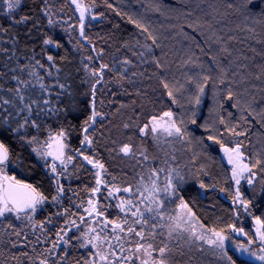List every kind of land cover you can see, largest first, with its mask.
I'll list each match as a JSON object with an SVG mask.
<instances>
[{"label":"trees","instance_id":"16d2710c","mask_svg":"<svg viewBox=\"0 0 264 264\" xmlns=\"http://www.w3.org/2000/svg\"><path fill=\"white\" fill-rule=\"evenodd\" d=\"M50 1L25 0L16 15H28L32 19L28 24L12 25L8 17L4 15L7 12V6L4 0H0V25L8 29L7 32H0V49H7L6 52H0V67L7 62L13 67L25 68V72L21 75L30 79L26 66L29 65L33 55L35 59L44 63L46 68L48 67L46 56L53 55L57 67L61 68L63 73H71L70 83L75 104L81 110L75 117L71 115L67 117L42 116L40 120L44 127L40 132L28 129L27 134L38 135L42 140L47 137L49 131L55 133L61 127L67 129L69 148L72 147V150L76 152L83 151L90 154L93 160L103 164V170L106 172L105 182L110 186L112 183L118 184L116 181L121 176L123 177V173L133 171L134 163L137 164V159L132 161L129 155H117L121 153L120 148L123 145L131 146L134 153H139L136 148L141 146V149L144 148L147 151L149 157L153 156L150 151L152 146L149 143L146 146L142 143L146 135L140 133V128L150 123L152 116L159 117L163 112L171 110L177 120L183 118L189 121V117L195 111L197 123L195 125L190 121L187 123L188 132L191 134L189 138L194 137V139L192 143H188V138L181 141V148L186 152L189 165L193 167L197 183L191 182L180 188V195L203 228H215L218 231L225 229V234H230L231 230L228 225L236 224L240 227L241 223L234 214L235 206L232 201L235 187L229 167L221 156L220 146L206 138L211 134L223 144L226 143L225 139L228 137L244 141L243 147L247 152L249 163H254L256 159L264 160V115L260 114L264 109V75L259 80L255 78L261 72L260 66L264 65V55H260L264 53V19L260 18L259 13H245L239 7L240 0H233L237 6L234 9L225 8L222 3L219 4L220 15L215 18L205 16L198 9L193 11L195 5L192 0H159V11L155 10L156 0H79L93 11V16H97L96 20L92 19L93 22L90 21L85 25L84 35L81 36L80 27L73 19L72 3H67L68 0H53L56 8H62L70 13L68 16H71L72 20L69 21V25L72 26L73 31H71V36L65 30L57 33L52 29L45 15L46 4ZM109 4L112 7H109ZM63 6H68V8ZM199 7L205 10L208 8L206 3H200ZM188 12H193V14L187 15ZM134 22H139L149 28L152 37L156 40L155 45L152 38L138 29ZM33 23L36 27L32 26ZM26 31L30 34L26 35ZM47 37H52L61 47L54 48L44 45L42 41ZM220 37L224 38V43L232 52L231 57L220 51L221 43L218 42ZM79 42L91 57L89 64L91 70H97L102 64L109 66L105 69L102 84L97 87L96 107L101 116L97 117L96 124L89 129L92 145L90 148L83 149L84 133L81 131V126L89 114V96L86 94L90 93L94 81L89 74L88 64L83 60ZM142 45L151 46L152 59H159L162 64V68H158L154 63L155 80L144 81L143 74H139L138 70L134 71L135 67L131 65L127 66L129 72L125 80L119 79L118 72L109 70L117 64L118 60L122 61L125 58L132 60L134 65L136 63L142 65L139 58L128 56L126 53L131 49L134 50L133 47L140 49ZM9 56H12L11 60ZM85 56L87 57V54ZM212 57H216L220 64L230 68L229 80H235L236 83H228V81L220 83L217 65L212 63ZM243 57L249 59H243ZM197 58H199L198 61ZM188 59H191L193 63L186 65L185 61ZM234 60H239L240 65L247 67L237 66L233 63ZM197 63L204 67H196ZM209 67L212 68L210 72ZM34 70L45 76V83L52 82V78L46 76L43 69ZM132 72H136L137 75L132 76ZM198 73L208 75L211 79L207 82L204 95L201 97V104L195 106L189 103L190 94L195 92V87L188 80L190 77L199 79ZM234 73L239 75H234ZM53 74L55 75L54 69ZM241 76L246 77V84L240 83ZM162 80L169 84V89L163 87ZM9 84H14V82L10 81ZM229 87L235 94L234 100L231 101L226 99V90ZM245 88L248 92L241 95ZM169 90L173 91L177 100L176 104H173L171 98L168 97ZM36 91L39 92L38 87ZM252 96H255V103L252 102ZM237 97L240 99L239 108L231 106ZM61 101L60 106L66 107L67 98L62 96ZM100 101H103V104ZM217 101L223 103V108ZM249 104L255 109L251 115L248 111H243ZM229 113H231L230 116ZM241 114L247 117L250 123L242 120ZM221 116L229 126L239 124L237 131L248 130L247 136L237 137L227 132L225 125L219 122ZM205 124L209 130H205ZM125 125L128 127L126 128ZM198 139H203L204 144L210 147L205 148L204 145L197 143ZM0 141L5 143L13 156L22 155L25 159L23 166L10 165L7 168L8 175L24 184H31L37 191L48 197L33 223V226L38 227L43 224V228H46L44 234L39 233L41 229L38 227H31L30 229L33 230L29 229L21 235L26 233L29 235L28 240L24 242L21 236L9 235L13 230L7 229V221H0V264H39L41 259H47L48 264H83L86 260L85 253L88 250L85 249L87 248L83 251H78L82 250L78 247L77 251L76 247L71 248L79 253L66 258L62 257L64 255L62 252L66 249H60L57 254L55 251L49 254L48 249L57 242L59 239L57 232L69 220L75 219L80 222L76 219L81 213L80 204H85L89 199L91 189L95 185L92 169L83 168L85 163L80 157L75 159L74 166L77 169L75 176L61 178L60 183L64 186V195L61 202L55 204L51 202V198L57 195L55 181L50 175H46L47 171L33 159L28 148L21 147V142L15 139L0 136ZM261 169H264V164L253 170L258 172L262 183L264 182V171ZM110 175L116 178L109 179ZM108 180L116 181L109 183ZM201 182L206 186L204 189L200 188ZM102 195L105 197L106 192ZM104 197L100 200L102 205L108 200ZM65 209L68 210L66 213ZM61 212L64 214L57 215ZM250 212L253 217L264 219V191L260 198L251 205ZM110 217L118 219L122 215L110 214ZM13 222V225H18L15 221ZM242 227L251 236L250 226L243 225ZM37 237L40 241H37ZM12 242H16L15 247ZM186 250L187 247L184 245L182 249L184 255H180L179 252L174 253L172 264H190ZM25 252L27 255H22ZM78 254H82V257ZM229 254L236 259L232 252ZM202 260L197 264H209L206 260ZM237 264H240L239 260Z\"/></svg>","mask_w":264,"mask_h":264},{"label":"snow or ice","instance_id":"6c2138e0","mask_svg":"<svg viewBox=\"0 0 264 264\" xmlns=\"http://www.w3.org/2000/svg\"><path fill=\"white\" fill-rule=\"evenodd\" d=\"M24 2L25 0H4V3L7 6V12H5L4 15L8 17L10 24L24 25L28 24L32 19V17L28 15H16L17 10L22 7ZM71 3L75 4L76 9L80 12L79 27L80 34L83 36V21L86 18L88 9L81 4L79 0H71ZM192 3L195 5L193 11L198 9L205 16H212L213 18L220 15V8L218 5L221 3L228 9H234L237 7L233 0H192ZM200 3H206L208 6L207 10L200 8ZM108 6L112 7L110 4ZM239 7L248 14H255L258 12L260 18L264 19V0H240ZM155 10H160L159 0H156ZM192 14L193 12L187 13V15ZM45 15H48L47 11H45ZM96 18V16L92 17V19ZM134 23L138 29H141L152 38L153 44L155 45L156 40L152 37L149 28L139 22ZM49 24H52L51 19H49ZM32 26L36 27L35 23H33ZM7 31V28L0 25V32ZM248 31H252V29H248ZM25 34L28 35L30 33L26 31ZM42 42L44 45H50L54 48L61 47V45L52 39V37H47ZM218 42L221 43L220 51L231 57L232 52L229 51L227 44L224 43V38L220 37ZM13 43H16L15 39L13 40ZM143 47H146L148 53L151 54L153 52L151 46ZM201 50L203 51V49ZM6 51L7 49H0V52ZM253 51H255V49H253ZM133 55L144 57L145 53L139 52L133 53ZM260 55H264V53H260ZM11 59L12 56H9V60ZM89 59H91V57H89ZM198 59L199 58H197V61ZM243 59L249 58L243 57ZM211 60L213 64L217 65L219 72L218 80L220 83L223 84L225 81H228V83H236L235 80H229V67L220 64L216 57H212ZM46 61L48 63L47 68L44 63L35 59V55H33L32 59L29 61V65L26 66L28 68L27 75L30 79H26L21 75V73L25 72V68L19 66L13 67L7 62L0 67V136L20 141L21 147L28 148L33 159L37 163H40L41 167L48 169L46 175H50L51 179L55 181V190L57 193V195L51 198V202L59 204L61 202V194L64 193V186L60 183V178L64 176L68 163L73 159L72 155H65V149L67 148V144L65 143V140L67 139V129L61 127L56 130L55 133L49 131L47 139H45L43 143L38 135H28L27 133L28 129H35L37 133L40 132L44 127L40 120L42 116L67 117L71 115L75 117L81 110L78 109L75 104L73 88L70 83L72 79L71 73H63L62 69L57 67L53 55H47ZM153 62L158 68H162L159 59L153 58ZM117 63H119L121 67L114 71L119 73L120 80L127 79L129 72L127 66L131 65L134 67L135 65L133 64V61L125 58L122 61H117ZM191 63H193L191 59L185 61L186 65ZM233 63L237 64L239 67H247L246 65H240L239 60H234ZM195 66L200 68L204 67V65L199 63ZM108 68V65L102 64L100 65L99 71L93 70L90 72V75L95 78V83L91 86L90 93L86 94L89 96V114L86 116L81 126V131L84 133L82 144L85 148L91 147L92 139L91 134H89V129L96 124L97 117L101 116V113L96 107V95L98 90L95 85L102 84L103 71ZM260 68V74L255 77L258 80L264 75V65H261ZM34 69H43L45 75L52 78V82L45 83V76L40 75V73ZM53 69L55 70V75L53 74ZM109 70L113 71V69ZM208 71H212V68L209 67ZM131 75L136 76L137 73L132 72ZM234 75L239 74L234 73ZM197 76H199V79L190 77L188 80V82L194 84L195 87V92L190 94L189 103L195 106L201 104V97L204 95L207 82L211 79L210 76L204 75L203 73H198ZM10 81L14 82V84H9ZM161 83L165 89H169V84L166 81L162 80ZM240 83H247L245 76L240 77ZM37 87L39 88V92L36 91ZM247 92L248 89L245 88L241 95H244ZM167 95L171 98L173 104L177 103L172 90H169ZM234 95L232 89L229 87L226 90V99L229 101L234 100ZM62 96L68 100L66 107L60 106L62 103ZM53 97L55 99H53ZM252 102H256L255 96H252ZM100 103L103 104V101H100ZM217 103L223 108L222 102L217 101ZM231 106L239 108L240 99L238 97L235 98V102ZM243 111H248L249 115H251L255 109L249 104L243 109ZM260 114L264 115V109L261 110ZM195 115L196 112L193 111L192 115L189 117V121L193 125L197 123ZM228 115L230 116L231 113ZM165 118L167 119L165 120ZM240 118L246 123H250L247 117L243 116V114H241ZM189 121H185L183 118L177 120L175 114L171 110H168L163 112L162 116H152L150 118V123H146L140 128V133L142 135L150 136L158 144L167 141L169 137L180 141H184L188 138V143H192L194 137L189 138L191 134L187 129V123ZM219 122L225 125L226 131L230 134L237 137L247 136L248 130H236L239 127V124L229 126L225 123L223 116L219 117ZM125 127L127 128L128 125H125ZM204 127L205 130H209L207 124H205ZM157 133H160V135H157ZM162 137L163 141L161 139ZM206 139L218 144L223 153L227 156L228 163L232 165L231 179L235 182V192L232 202L234 205L238 204L244 212H248L252 201L242 198L239 185L241 184V180H245L246 183L251 186L254 183L256 176L253 169L264 164V160L256 159L254 163H245L246 156L241 151L244 141L235 142L233 146L228 147L211 134H209ZM197 143L204 145L205 148L210 147V145L204 144L203 139H198ZM138 150L141 153L142 159H139L136 162L141 168L147 165L148 179L151 182V186H146L143 183V176H140V182L134 185L125 184L124 186H117L115 183H112L111 187H109L107 183L104 184V191L107 194L104 198H112L118 201L115 207L123 213V219L121 220L118 218L116 220H111L105 217L100 221V231L97 232L95 227H89L88 231L84 233L83 241L79 246L84 248L91 245L93 248H96L98 245L93 243V241H101L102 239L108 241L109 236L108 233L105 232V229H108L109 225L111 226L110 232L113 233L111 239L117 241V243L115 245L111 243L107 244V248L109 249L107 254L99 251L95 254L90 253L91 259L84 260L83 264H97V257L101 264H131L133 258L139 260V264H172L173 254L179 252L180 255H184V252L182 251L184 244L192 245L195 241L207 244L210 248L214 249L213 254L217 255L224 264H237V260L240 261V264H264V219L254 217L255 223L259 225V227L256 230L255 236L248 238L246 242L243 243H235L230 236L225 235V229H220L218 231L215 228H209L205 229L203 232H197L196 226L198 220H196L195 214L180 195V184L184 181V176L174 167H165V165L169 164L167 158L163 160L153 159L149 162L147 151L139 148ZM120 152L124 155H130L135 159V153L132 151L131 146L127 144L120 148ZM75 155L82 156L87 164L92 165L96 169H103L104 167L103 164L94 161L91 156L85 154L83 151L76 152ZM257 155H259V153H257ZM48 157H51L52 159L49 161L47 159ZM170 159L174 161L175 156H171ZM57 161L59 162V165L57 164ZM24 164L25 159L22 155L13 156L5 143L0 141V221L5 220V218L11 214L14 215L17 220L26 219L31 222L38 208L48 200V197L37 191V189L31 184H24L21 181L16 180L15 177H10L5 174L10 165L23 166ZM261 171H264V169H261ZM161 173L165 174L163 176L162 186L161 183H158V181H160ZM95 175L99 177V172L95 173ZM262 184H264V182H262ZM96 185L97 187L91 189L93 196L101 191L100 179H96ZM205 187V184L201 182L200 188L204 189ZM261 190L264 191V187H262ZM120 193H126L129 195L120 196ZM137 197H139V199H137ZM173 198L179 200L178 206L181 209H185V212L178 215L166 214L167 210L165 208V202L171 201ZM87 203L89 207L84 208V211L87 212L90 217L95 216V218H100L104 215L103 211L97 209L99 203L97 200L89 199ZM67 211V209L64 210L65 213ZM63 214L64 213H57V215ZM234 214L237 217L240 215L239 211H235ZM95 218L91 221L92 224L97 223V219ZM84 219L83 216L80 217L81 221ZM134 225H139V230H137ZM39 226L43 229V224H40ZM8 227L13 229L9 235H15L17 237L21 236V231H16L11 223L8 224ZM73 227L79 228L75 219L69 220L64 227L59 229L57 232L59 239L48 249L49 254H52L57 250V245L59 243L65 245L70 244L72 238L69 237L68 239H64V237L68 235V232L72 231ZM200 227L203 228V225H200ZM228 228L231 230V233L236 236H249V234L244 231L243 227H237L236 224H230L228 225ZM156 229H166V232H157L155 231ZM61 233L63 235H61ZM92 233H95V235H90ZM101 233H104L103 238ZM131 235H134L139 239L135 242L133 249H128L125 248L124 243H121V241L124 240L126 236ZM146 236L150 239H155L157 236L163 238L156 244L152 242L142 243V241H145ZM76 238L79 239L80 237ZM23 239L27 241V235H25ZM37 241H40L39 237H37ZM172 241H176L177 243L173 245ZM180 241H183V243H180ZM225 241H229L233 245L231 251L236 256V259H233V256L229 255L230 249ZM128 242L131 243L130 240ZM12 243L15 247L16 242ZM254 245L255 247H253ZM196 247L200 251L204 250L200 244H197ZM33 251H35L34 248ZM63 254L64 256L68 255L66 251ZM22 255L26 256L27 253H22ZM111 257H114V259H111ZM39 264H48V261L47 259H42L39 261Z\"/></svg>","mask_w":264,"mask_h":264},{"label":"rangeland","instance_id":"374dc122","mask_svg":"<svg viewBox=\"0 0 264 264\" xmlns=\"http://www.w3.org/2000/svg\"><path fill=\"white\" fill-rule=\"evenodd\" d=\"M68 2L71 3V0H68L67 3ZM52 3H53V0H51L50 2H48L46 4V7H47L46 11L48 12V15H46V16L48 17V19H51V21H52V24H51L52 25V29L55 32H57V33H60L59 31L65 30L66 32H68L71 35L72 34L71 33L72 26L70 27V25H69L70 22L69 21L72 20V17L68 16V15H70V13L66 12L62 8H56L54 6L55 2L53 4ZM81 4L85 5V3H83V2ZM71 6L73 8V15H74L73 19L77 22V26L78 25L80 26V20H79L80 12L76 9V5L75 4L72 3ZM63 7L64 8H68V6L67 7L63 6ZM92 13H93V11L88 9V11L86 13V18L83 21L84 27L90 21L93 22ZM71 14H72V12H71ZM79 45H81L80 42H79ZM143 46H146V45H142L141 48H140L141 50L140 49H136V47L132 46L134 48V50L131 49L130 51H127L126 53H127L128 56L129 55L136 56L137 58H139V60L142 61V65L136 63L135 66H134L135 68L133 70L134 71L138 70L139 74L140 73L143 74L144 81H152V79L155 80V74H154L155 70H154V62H153V59H152V53L151 54L148 53L146 47H143ZM81 50H82L83 60L88 64L89 74H90V72L93 71V70H91L90 65H89L90 64L89 53L84 50L83 45H81ZM139 50H140V52H144L145 53L144 57H140L139 55H133V53H139ZM86 54H87V57L85 56ZM120 57H118V58H120ZM118 58H117V60H118ZM118 68H119V63L114 65V67L112 68L113 69L112 72H114V70L118 69ZM99 70H100V68H98L95 71H99ZM104 74H105V69L103 71V77H104ZM91 79L95 83V78L91 76ZM99 85L100 84L95 85L96 88ZM166 119L167 118H165V120ZM157 135H160V133H157ZM45 139H47V137ZM45 139H42L41 142L43 143V141ZM161 139L163 141V137ZM225 142H226L225 143L226 146L231 147V146H233V144L235 142H238V141L236 139H234V138L228 137V138L225 139ZM65 143L67 144V148L65 149V155L66 156L67 155H72L73 159H72V161L70 163H68L67 169L65 170L63 177H67V176L71 177L72 175L75 176V172L77 171L76 167L74 166L75 159H78L80 157L81 160L85 163L84 164L85 167H83V168L90 167L92 169V171L94 172V184L95 185L93 186V188L97 187L96 179H100L101 180V185H100L101 191L99 193H96L95 196H93V193L91 192V194L89 195L90 196L89 199H94V200H97L99 202L98 205H97V209L100 210V211H103L104 215L102 217H100V218H95V216H91L90 217L88 215V213L84 211V208L89 207V205L87 203V201L89 199H87L85 204H82V205L80 204L79 208H80L81 213L79 215H77V218H76L77 220H80L81 216H83L85 218L84 219V223L81 225V229L76 230L78 237H80L79 239H77V242L79 244H78V246H76V251H77V247L79 249H82V250H78V251H83L86 247L81 248L79 245L83 241V235H84V233H86L88 231L89 227H95L97 229V232H99L100 228H101L100 221H102L105 217L108 218V219H111L110 218V214H113V215L118 214V215H122L123 216V213H121L119 211V209L115 207L116 203L118 202L117 200L112 199V198H107L108 199L107 202L103 203L104 206L102 205V203L100 201L101 198L104 197L102 194H103V192H105L104 191V184L106 183L105 182L106 181L105 180V173L106 172L103 169H96L92 165L87 164V162L83 160L82 156L75 155L76 151L72 150V147L69 148L67 139L65 140ZM142 143H144L145 146H146L147 143H149L152 146L150 148V151L152 152L151 155H153V156L149 157V162H151L153 159L163 160V159L167 158L169 160V164L165 165V167L166 168L168 166L174 167V168H176L177 171H179L184 176V181L180 184V188L184 187L185 185H187L188 183H191V182L197 183V179L194 176L195 173H194L193 167H192V165H189V162L187 161L188 158H187L186 152L183 150V148H181V141L180 140H177L175 138L169 137L167 139V141H164V142H161V143L158 144L150 136L146 135V138H145V140H143ZM138 144H140V143H138ZM82 146H83L82 149L85 148L84 145H82ZM88 148H90V147H88ZM138 148L141 149V146H138L136 148V151L139 152V153H135V159H137V160L142 159L141 153L138 150ZM142 148H143V146H142ZM241 151L246 156V160L244 162L245 163H249L248 162L247 152H246V150L244 149L243 146L241 148ZM220 153H221V156H222L223 160L225 161V163L229 167L230 174H231L232 165L228 163L227 156L223 153V151L221 149H220ZM87 155H90V154H87ZM117 155H121L122 156L124 154L121 152V153H119ZM171 156H175V160L174 161L170 159ZM117 158H118V156H117ZM47 159L50 161L52 158L48 157ZM130 160L133 161V158L131 156H130ZM129 163H131V162H129ZM57 164L59 165L58 161H57ZM45 170L48 171V169H46V168H45ZM58 171H59V167H58ZM253 171L256 173L254 183L251 186H249L246 183L245 180H241V184L239 185V190L241 192L242 198L246 199V197H247V199L251 200L252 201L251 205L254 204L255 201L258 198H260V196L263 193V191L261 190L262 189V183H261V180H260V176H259V174H258V172L256 170H253ZM97 172H99V177H97L95 175V173H97ZM6 173H8V169L6 170ZM164 175H165L164 173H161L160 181H158V183H161V186H162V180H163V176ZM140 176L144 177L143 183L146 186L150 187L151 186V182L148 179V167H147V165H145L143 168H141V166L139 164H135V163H134V170L133 171H127V172L123 173V177L121 176V178H119L117 181L116 180H111V181L108 180V181H109V183H112L113 181H116L118 183V184H116L117 186H124L126 183L134 185V184H137V183L140 182ZM61 178H60V181H62ZM113 178H116V176H111V175L109 176V179H113ZM232 181H233V184H234V187H235V182H234V180H232ZM109 187H111V185ZM63 195L64 194H61V199L63 198ZM119 195L120 196H128L129 194L120 193ZM137 199H139V197H137ZM43 205L40 208H38V210L35 213V215L33 216V220L31 222H29L26 219L25 220H17L15 218V216L11 215V214H9L5 218L4 221H7V224L11 223L12 225L14 223L13 221H15L18 225L17 226L13 225V226H14V228L16 227V230L17 229L21 230V235H22L25 231L29 230L31 227H35V228L38 227V226H33V223H34V219H35L36 215L38 214V212H40V210L42 209ZM178 205H179V200L178 199L173 198L171 201H166L165 202V208L167 210L166 214L167 215H178V214H181V213L186 211L185 209L179 208ZM234 206H235V211H239V213H240L239 217H237L235 215L236 219L241 223L240 227H242L243 225H249L250 229L252 231V234H251V236H248V237L236 236L235 234H233L231 232H230V234H225V235L230 236L231 239L233 241H235V243H243V242H246V240L248 238H252V237L255 236L256 230L259 227V225H257L255 223V219H254L252 213L250 212L251 206H250L248 212H244L239 207L238 204H236ZM61 213H63V212H61ZM249 213H251V214H249ZM21 215H23V214H21ZM94 218L97 219V223L96 224H92L91 223V221ZM134 226L140 227L139 225H134ZM6 227H7V229H11V228L8 227V225H6ZM38 229H41V231L39 232L40 234H44L45 233V229L46 228L42 229L41 227H38ZM205 229L206 228H201L200 227L199 222L197 223V226H196L197 232H203ZM11 230H13V229H11ZM30 230H33V229H30ZM155 231H157V232L165 231L166 232V229H156ZM76 232L70 231L68 236H70V235H72L73 233H76ZM146 232H147V230H146ZM245 232L247 233V231H245ZM25 235H27V237L29 236L28 233H26L23 236H21L22 241L24 240L23 237ZM90 235H95V233H92ZM185 235H187V234H185ZM68 236H66V237H68ZM101 236L103 238L104 233H101ZM66 237H64V239H66ZM41 238H42V236H41ZM162 238L163 237L157 236L155 239H150V238H147V236H146L145 241H142V242H152V243L156 244ZM129 240L131 241V243L133 245H135V242L137 241V240H135L133 238L132 235L131 236H126L124 238V241L122 240L123 242L121 241V243H124L125 248H128V249H129V244H131V243L128 242ZM24 242H25V240H24ZM106 242L107 241H104L103 239L101 241H93V243H96L98 245V247L93 248L91 245H88V247L92 249L94 254L96 252H98V251L102 252L104 254H107L109 252V249L107 248V244L111 243V244L115 245L117 243V241L111 240V242L108 241L107 244H105ZM176 243H177L176 241H172V244L175 245ZM180 243H183V241H180ZM225 243H226V245H228V247L230 249L229 253L232 252L231 249H232L233 245L229 241H225ZM197 244H200L203 247L204 250L200 251L196 247ZM184 245L187 247L186 252L188 253L190 264H197L199 262H202L203 261L202 259H204V261L206 260L209 264H224V262L221 259H219V257L217 255L213 254L214 249L210 248L207 244H202V242L195 241L192 245H187V244H184ZM62 246H64V247H62ZM253 247H255V245ZM62 248L66 249L65 251L68 253L67 256H69V255L73 256V255L79 253V252H76L73 249H71L72 246L70 244L69 245H65L63 243H59L58 244L57 250L55 252L56 253L60 252V249H62ZM85 250H87V249H85ZM65 251H63L62 254ZM67 256L62 255V257H64V258H66ZM78 256L82 257V254H78ZM111 259H114V257H111ZM97 264H101V262L99 261L98 257H97Z\"/></svg>","mask_w":264,"mask_h":264},{"label":"flooded vegetation","instance_id":"af4514ba","mask_svg":"<svg viewBox=\"0 0 264 264\" xmlns=\"http://www.w3.org/2000/svg\"><path fill=\"white\" fill-rule=\"evenodd\" d=\"M114 216V215H113ZM111 218V217H110ZM119 219H123V216L121 217V218H119ZM111 220H116L115 218H111ZM84 223V220L83 221H81L80 220V222H77V224L79 225V228H76V227H73V229H72V232H76V230H78V229H81V225ZM134 227H136L137 228V230H139V228L140 227H138V226H134ZM110 228H111V226L109 225V228L108 229H105V232H107L108 233V236H109V240L108 241H110L111 242V236L113 235V233H111L110 232ZM68 236V235H67ZM133 236V238L135 239V240H138L139 238L138 237H135L134 235H132ZM68 237H71L72 239H71V242H70V245L72 246V248H75L76 246H78V242H77V238L76 237H78V235H77V232L76 233H73L72 235H70V236H68ZM107 241V242H108ZM114 241V240H113ZM124 241V240H123ZM122 241V242H123ZM107 242L105 243V244H107ZM142 243H148V242H142ZM134 246L135 245H133L132 243L131 244H129V249H133L134 248ZM87 248V250H88V252H86L85 254H86V259H91V256H90V253L91 254H94V252L92 251V249L91 248H89L88 246L86 247ZM57 254V253H56ZM131 264H139V260H137V259H135V258H133L132 259V261H131Z\"/></svg>","mask_w":264,"mask_h":264},{"label":"water","instance_id":"95a60500","mask_svg":"<svg viewBox=\"0 0 264 264\" xmlns=\"http://www.w3.org/2000/svg\"><path fill=\"white\" fill-rule=\"evenodd\" d=\"M6 175H8V173H5ZM9 176V175H8Z\"/></svg>","mask_w":264,"mask_h":264}]
</instances>
